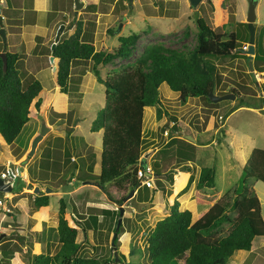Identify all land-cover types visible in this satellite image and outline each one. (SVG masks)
I'll list each match as a JSON object with an SVG mask.
<instances>
[{
    "label": "rangeland",
    "instance_id": "1",
    "mask_svg": "<svg viewBox=\"0 0 264 264\" xmlns=\"http://www.w3.org/2000/svg\"><path fill=\"white\" fill-rule=\"evenodd\" d=\"M248 1L198 0L195 4H191L190 0L111 1L114 6L110 13L115 16L111 26L113 30L109 32L104 28L106 25L104 23L102 28L99 26V37L97 36L98 39L94 41L95 48L114 49L119 43V35L138 32L140 36L131 56L115 58L108 63H99L100 73L105 76L113 69L132 61L153 43L186 51L191 49L196 42L197 17L205 18L206 22L216 31L222 33L236 31L239 39L247 38L248 40L249 29L246 21ZM72 2L74 4L73 0ZM102 7L103 5L100 8L103 9ZM255 12V37L257 34L262 37L264 36V0H257ZM81 18H84L85 23L82 38L92 41L96 16L85 10L81 13ZM104 18L110 19L112 15L108 14ZM2 22L4 28L9 31L6 19ZM9 37L7 48L8 50L15 49V45L9 46ZM0 46L3 47L1 36ZM50 46L47 50L51 49ZM245 53L239 50L238 54L233 57H226L223 60L214 59L220 78L214 93L222 87L227 89L235 86L243 94L257 96V100L263 95L264 70L260 72L261 76H257L258 72L249 67V61L252 62V60H248L249 55L246 56ZM250 58L252 59L253 56ZM57 59L50 62L49 56L46 59V55L34 56L32 54L25 59L22 57L17 62L22 78L40 80L42 89L37 96L41 97V103L38 111L26 122L16 139L11 143H6L0 136V172L5 170L8 173V163H15L11 164V168L17 174L15 181L12 178L14 181L11 185L12 190L0 192V202L4 201L8 204V207L15 211V217L18 219L16 206L13 203L18 197H23L26 200L27 211L32 214V211L37 209L33 208L32 200L35 193L32 190L33 185L38 184L42 192L46 186L51 187V190L46 192L50 195L51 214L53 209L57 213L61 196L67 202L66 215L71 223L74 217H82L86 221V219L90 220V214L97 213L95 227L91 226L84 231L78 226V252L81 254L108 257L107 264L145 260L147 256L143 248L147 235L155 222L168 213L167 197L169 195L176 196L179 208H189L192 212V220H194L199 211L209 206V203H196L194 206L192 202L196 189L195 183L201 167L213 166L215 168V184L204 187L205 193L214 195L216 198L224 193L233 196L232 189L240 187L239 178L242 166L251 150L254 147L264 148V103L261 107L241 105L232 110L237 103L235 99L230 98L221 99L214 104L207 102L202 96H189L182 102L179 99V93L171 89L166 82H162L159 85L161 105H145L143 110L142 129L145 141L140 159H146L150 169V174H147L145 178L151 177V183L146 185L149 189L153 186L157 188L153 198H149L151 191H147L148 188L144 186L140 187L139 192L137 188L133 189L129 196L131 189L129 191L119 190L113 185L110 186V193L105 192L95 182L94 177L84 170L88 163H92V170L96 173L100 168L102 132L101 129L91 130L90 123L97 110L105 102V85L97 80L92 71L91 59H77L71 66L68 90L58 92L55 87V74L52 70L53 65L57 64ZM42 61L43 64H39ZM158 108L160 117L157 116ZM42 123L50 128L39 140L35 152L27 158L31 139L39 132ZM173 126H177V129ZM185 134L194 136L195 142L190 141L191 139ZM177 135L192 143L191 148L187 147L188 151L185 155L182 154L183 156L179 152L180 149L177 151L178 145H182L181 142H168L171 137H177ZM47 155L60 161L62 166L47 167L48 176H45V169L40 166V162H43ZM141 160L139 165L143 170L146 165ZM156 162L160 174L155 170ZM184 164H190L191 168L186 171L183 168L187 167L182 166ZM17 166L23 170L26 168L25 174L23 170L22 174L17 173ZM178 169L187 174L178 173ZM143 175H145L144 171ZM10 176L8 174L6 178H11ZM22 177H25L26 181H22ZM47 177L50 182L45 181ZM66 177L68 178L67 184L64 183ZM27 181L32 182L30 187L26 185ZM248 185L260 199L261 214L264 218V181L249 178ZM146 191L147 198L144 197ZM140 192L142 197L139 196ZM125 193L120 203L114 201V198ZM9 196H12V200L8 199ZM185 200H188L187 204H183ZM1 203L0 210L4 212ZM117 206L122 207L123 211L119 216L121 224L119 243L114 249L112 238L115 235L113 230L115 219L112 215L98 212L97 209L103 207L113 209ZM13 216L12 213L7 216L6 220L1 219L2 226H7L8 223L11 226L18 224ZM33 217L32 214L29 221H34V228L40 226L38 229L41 227L44 229L43 232H39L40 236L36 235L37 229H34L31 236L24 235L26 242L20 239L12 241V237L19 235L13 230L9 234L1 235V258L3 254L7 256L9 252L11 253L8 257L13 256L14 248H16L18 259L22 258L26 264H30L31 258L39 251L54 252L58 248L57 231L49 227L52 224L50 219L42 222ZM222 224L223 230H227L229 223L224 221ZM31 239L37 241V247L32 243L30 245ZM24 244L26 248L23 247ZM5 245L7 248L9 246V250L3 253ZM132 245L142 250L131 252ZM114 250H116V255ZM113 255L117 257L113 259ZM19 260H15L14 264H20ZM8 263L13 264L6 260L0 261V264ZM181 264H184L183 261ZM225 264H264V235L253 239L251 250L235 249Z\"/></svg>",
    "mask_w": 264,
    "mask_h": 264
},
{
    "label": "trees",
    "instance_id": "2",
    "mask_svg": "<svg viewBox=\"0 0 264 264\" xmlns=\"http://www.w3.org/2000/svg\"><path fill=\"white\" fill-rule=\"evenodd\" d=\"M74 24L73 32L63 33L54 48V55L58 58L56 69L58 92L68 90L71 66L77 59H91L92 71L97 80L105 85V102L90 123L91 130L101 129L102 132L100 168L96 173L92 170V163H88L84 170L94 177L95 182L105 192L110 193L111 185L127 191L137 188L138 192L140 187L144 186L148 188L147 191H151L149 198L152 199L157 188L153 186L149 189L148 185L141 184V178L138 176V169L141 168L140 154L145 141L142 129L144 106L161 105L159 85L162 82L176 90L182 102L189 96H202L209 103H217L218 101L211 100L208 94L209 91H215L220 81L214 59L223 60L235 56L240 50L237 47H241L248 40L239 39L236 31L223 33L216 31L205 18L197 17L196 42L191 49L186 51L153 43L132 61L102 76L98 64L131 56L140 34L132 32L119 35V43L112 50L96 49L92 41L82 38L83 21L78 18ZM107 30L112 32L113 29ZM5 54V69L0 56V136L6 143H11L30 117L38 111L41 97L37 95L42 85L37 78L21 77L16 51L6 48ZM245 55L248 56L247 53ZM248 60H252L253 70L258 72L256 75L261 76L260 72L264 70V36L256 35L255 54L252 59L248 56ZM228 91L234 92L239 98V102L232 110L241 105L261 107L264 103V92L257 100V96L243 94L235 86L227 89L222 87L217 89L215 94ZM157 116L160 117L159 108ZM176 127L173 126L177 129ZM176 141L182 143L178 145L177 151L180 149L181 156L185 155L187 147L191 148L192 143L179 135L171 137L168 142ZM48 155L40 162V166L45 169V176H48L47 167L62 166L60 161ZM83 163L85 165V162ZM157 164L156 162L155 170L160 174ZM182 166L187 167L183 168L187 170L191 168L190 164ZM214 176L213 166H202L197 177L194 199L198 204L212 202L202 215L192 221L191 210L179 208L176 196L169 195L168 213L155 222L147 235L143 248L147 258L120 264H181V261L184 264H225L235 249L251 250L253 239L264 235V218L261 214L260 199L250 188L248 181L249 178L264 181V148L254 147L251 150L242 166L240 187L232 189L233 196L224 193L216 198L203 191L204 187L215 184ZM67 182L66 177L64 183ZM147 191L144 194L145 198L148 197ZM125 195L126 193L114 198V201L120 203ZM139 196L142 197L141 192ZM48 202L49 194L35 193L32 200L33 208L47 205ZM66 208L65 198L59 197L56 226L58 248L54 252L48 250L34 254L30 264H107L108 257L88 256L78 252V226L84 231L91 226L95 227L97 213L90 214V220L86 221L81 216L74 217L71 223L67 218ZM97 210L112 215L115 219L113 227L115 235L112 241L114 248L117 247L121 231V224H118L120 207L113 209L103 207ZM224 221L229 223L225 231L222 224ZM141 250L133 245L130 249L131 252ZM5 252L6 249H3V253ZM112 257L116 258L114 255ZM1 259L8 262V254L7 256L3 254Z\"/></svg>",
    "mask_w": 264,
    "mask_h": 264
},
{
    "label": "crops",
    "instance_id": "3",
    "mask_svg": "<svg viewBox=\"0 0 264 264\" xmlns=\"http://www.w3.org/2000/svg\"><path fill=\"white\" fill-rule=\"evenodd\" d=\"M83 1H84V6L81 7L80 10L78 9V11L76 13L75 6H74L72 0L71 1H69V0H0V13L2 15V21H3V19H6L7 25L9 26V31L6 30V28H5L6 38L8 39V36H10L9 37V39H10L9 46H13V45L16 46V48L12 49L11 51H16L18 53V61L22 57L25 59L27 56H31L32 54H34V56H45L46 55V59H48V56H50V53H51V49L50 50H47V49H49L50 43L54 39L53 36L56 33L55 32L56 28L61 23H63L67 27V29L64 32L66 34H70L73 32V30L75 28V24H74L75 20H77L79 18L83 21V24H82L83 30L82 31L84 34V32H85V30H84L85 25L84 24L85 23H84V18H81V13L85 10L87 12H91V13L95 14V16H96L95 28H94L93 34H92V38H93L92 42L93 43L96 39H98L97 36L99 37V32H100V30H98V28H99V26H100V28H102L103 23L106 24L104 28L112 29V27H111L112 21H113V19H115L114 18L115 16H113V13H110L113 10V6H114V5H112L111 1H116V0H83ZM101 5H103V7H102L103 9L100 8ZM108 14L112 15V18H110V19L104 18V16H107ZM120 26H121V24H120ZM7 45H8V41H7ZM7 45H6V48H7ZM19 52H21V53H19ZM50 62H52V61H50ZM39 64H43V61ZM52 70L54 71L55 79H56V69H54V65L52 67ZM55 87H57V83H56ZM9 161H12V160L9 159ZM141 161L144 162L146 166H148L146 159H142ZM8 168H9V163H8ZM22 170H23V168L17 166V171H18L17 173L22 174L24 171V174H25L26 168L23 171ZM185 170L187 171V169H185ZM177 171H179L178 173L182 172V173L187 174V172L180 171L179 169ZM22 178H23L22 181H26V180H24L25 177H22ZM28 182H30V181L25 182L26 185ZM30 183L32 184V182H30ZM34 185H38V184H34ZM39 189L42 190L40 186H39ZM44 193H46V192H44ZM37 194H39V193H37ZM8 199L12 200V196H9ZM193 200L194 199H192V202H194L193 205L196 206L197 202H196V200H194V201ZM25 201L26 200L23 197L22 198L18 197L15 200V202L13 203L14 206H16L17 215L19 216L18 219H16V217H15V211L10 209L8 207V204H6V210H4L1 207L4 210V212L0 210V220L1 219L6 220L7 216L12 215V213H13L14 214L13 217L15 219V222L18 224H15L16 226L15 225L11 226L8 223L7 226H2V224L0 223V228H2L0 231V236L9 234L11 232V230H13L15 232V234H19V235H16L17 237H12L11 238L12 241L15 242L18 239H20L21 241L26 242V240L24 239L25 238L24 235L25 236L26 235L31 236V234L34 233V229H37L36 235L40 236L39 232H43L44 229L42 227L40 229H38L40 226L38 228H34L35 227L34 221L33 222L29 221V218H31L32 214L34 215L33 218L38 219V221L41 220L42 222H44L47 219H50V221L53 225L51 224V225H49V227H53L54 229H56V226L58 223V209H57V213L53 209L52 214H51L50 204H49L50 203V195H49L48 204L39 206V208L32 211V214H29V212L27 211L26 206H25ZM187 201L188 200H185V202H187ZM205 204H207V203H205ZM210 205H211V203L209 202V206ZM207 208L199 211L197 213V215L195 214L197 216V218L200 215H202L207 210ZM194 220H192V221H194ZM29 243H30V245L32 243V245H34L35 247L38 246V243L35 239L34 240L31 239V241H29ZM6 245H8V244H6ZM6 245H5L4 249H6V251H7V250H9V246H12V245L9 244L8 248ZM12 247H14V246H12ZM23 247L26 248V245L24 244ZM9 253H11V252H9ZM9 253H8V256H10ZM16 253H18V250L16 248H14V254H13V256L8 257V262H12L14 264L15 260H19L18 259L19 256ZM1 260L2 259L0 256V261ZM19 262H20V264H26L24 262V260H22V258L19 260Z\"/></svg>",
    "mask_w": 264,
    "mask_h": 264
},
{
    "label": "water",
    "instance_id": "4",
    "mask_svg": "<svg viewBox=\"0 0 264 264\" xmlns=\"http://www.w3.org/2000/svg\"><path fill=\"white\" fill-rule=\"evenodd\" d=\"M191 4H195L198 0H190ZM257 0H249L248 1V8H247V16H246V21H247V25H248V29H249V39H248V48L246 50L242 49L241 47H237V49H240L244 52H246L249 57L253 56L255 54V25H254V21L256 19V12H255V6H256ZM74 6H75V11L77 13L78 9H80L81 7L84 6V1L83 0H74ZM2 15L0 13V36L2 39V43H3V47L2 50L0 51V56L3 59V68L5 69L6 67V54H5V49H6V45H7V38H6V31L5 28L2 24ZM67 29V27L61 23L58 28L57 31L55 33L54 39L51 42V53L49 56L50 61H54V59H56L57 57L54 55V48L56 46V43L59 41L60 39V35ZM120 29V25L119 28ZM249 67L250 69H252V62L249 61ZM54 68L57 69V64L54 65ZM254 72V71H253ZM209 97L211 100L213 101H219L221 99H235V102L238 103L239 102V98L236 96V94L232 91H228L225 92L223 94H219L216 95L213 91H209ZM50 127L48 125H46L45 123H42L41 128L39 130L38 133H36L32 139H31V143H30V147L27 153V158L30 157V155H32L35 152V149L37 147V144L39 142V140L43 137L44 133L49 129ZM185 136L189 139H191V141H195V138L191 135V134H185ZM9 174L11 176H14L13 172L11 170H9ZM32 184L30 182L27 183V186L30 187ZM12 190V186L6 182L4 180V177L0 176V191H11ZM51 190V187L47 186L43 189V192H48ZM33 191L35 193H41L42 190L39 189L38 185H34L33 186ZM133 192V189L130 190L129 195H131ZM122 207H120V214H122ZM120 222V217L118 219V224ZM115 249V248H114ZM114 254L116 255V250H114ZM117 257V256H116Z\"/></svg>",
    "mask_w": 264,
    "mask_h": 264
},
{
    "label": "built area",
    "instance_id": "5",
    "mask_svg": "<svg viewBox=\"0 0 264 264\" xmlns=\"http://www.w3.org/2000/svg\"><path fill=\"white\" fill-rule=\"evenodd\" d=\"M241 48L242 49H244V50H246L247 48H248V42H245V43H243L242 44V46H241ZM167 131L165 130V133H166ZM16 169V168H15ZM9 170H11L12 172H13V174H14V176H10L11 178H6L7 176H8V174H9ZM17 171V170H16ZM143 171H144V174L145 175H143ZM147 174H150V169H149V167L148 166H146L145 167V169H143L142 170V168H139L138 169V176H140V178H141V183L142 184H150L151 183V177H148V178H145L146 176H147ZM142 175L144 176V177H142ZM0 176H2V177H4V180L6 181V182H8L10 185H12V184H14V181H15V179L17 178V174H16V172L11 168V165L9 164V168H8V173H7V171H5V170H3V171H1L0 172ZM12 178H14V181H12ZM1 203V202H0ZM1 207L4 209V210H6V204L4 203V201L1 203Z\"/></svg>",
    "mask_w": 264,
    "mask_h": 264
},
{
    "label": "flooded vegetation",
    "instance_id": "6",
    "mask_svg": "<svg viewBox=\"0 0 264 264\" xmlns=\"http://www.w3.org/2000/svg\"><path fill=\"white\" fill-rule=\"evenodd\" d=\"M11 164H15V163H11ZM11 164H10V165H11ZM19 170H20V169H19Z\"/></svg>",
    "mask_w": 264,
    "mask_h": 264
},
{
    "label": "bare ground",
    "instance_id": "7",
    "mask_svg": "<svg viewBox=\"0 0 264 264\" xmlns=\"http://www.w3.org/2000/svg\"><path fill=\"white\" fill-rule=\"evenodd\" d=\"M180 174H181V173H180ZM180 174H179V175H180Z\"/></svg>",
    "mask_w": 264,
    "mask_h": 264
}]
</instances>
